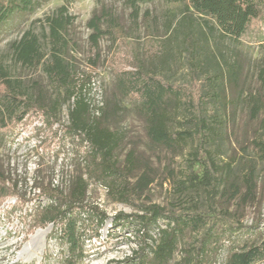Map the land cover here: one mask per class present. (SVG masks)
<instances>
[{"label": "trees", "instance_id": "16d2710c", "mask_svg": "<svg viewBox=\"0 0 264 264\" xmlns=\"http://www.w3.org/2000/svg\"><path fill=\"white\" fill-rule=\"evenodd\" d=\"M62 1L69 4L74 0ZM96 1L101 3L105 0ZM122 1L132 10L134 20L138 22L140 5L151 0ZM163 1L180 7L183 10L182 18L167 26L169 40L165 41L166 44L161 43L160 48L154 47L150 38L152 41H148L144 52L153 61L165 62L167 45L184 49L188 54L189 80L177 83L143 66L135 49L129 46L131 42L125 30L114 19H110V23L103 28L105 14H94L88 22L93 30L91 40L97 45L100 38L108 36L113 44L120 43L121 49L127 48L122 58L125 65L119 66L118 62L113 68L121 97L135 104L152 144L176 155L193 143L189 160L195 170L187 180L195 187H214L223 167L219 166L209 146L217 143L226 126L222 99L226 78L216 55L211 52L209 37L204 29L199 26L195 32L185 31L183 23L188 21L186 26L192 27L193 14L197 13L213 21L222 36L231 42L254 44L264 50V0ZM39 5L40 0H0V25L14 14L32 12ZM67 13L68 8L63 5L56 16L47 19L51 43L48 61L43 62L45 57L39 39L30 32L15 44L16 56L24 65L39 66L44 63L43 69L50 83L59 90L63 101L69 103L68 125L63 126L62 130L65 137L80 142V152L86 161L85 172L73 178L67 191L52 187V184L39 188L37 197L45 198L48 202L44 206H37L30 214L33 217L30 231L52 225L55 238L68 247L66 264H76L75 259L78 256L82 258L85 239L99 240L108 220L105 211L88 202L86 175L100 180L113 201L126 203L138 210L135 214L120 213L113 220L115 226L123 222L140 226L138 248L133 250L130 257L133 264H170L180 248L184 256L179 264H264L263 233L257 229L258 226H254L251 231H243L241 240L235 243L234 234L244 226L236 212L228 211L229 207L217 213L202 211L196 205L180 203L167 208L142 202V197L155 180L153 167L135 150L125 154L123 160L119 159L117 152L122 138L108 122L119 108H107L104 104L99 108V114L95 113V106H92L89 98L90 79L80 77L66 59L69 41L64 33L74 20ZM239 76V67L228 68V85L232 92L236 91ZM57 102L49 103L43 93L36 96L20 80L10 77L5 69H0V138L6 139L14 127L30 116H43L52 127L59 122L62 103L57 106ZM251 112L257 116L259 105L252 107ZM179 113L186 122L178 121ZM177 121L181 123L180 128L175 127ZM260 141L257 145L264 156V140ZM225 167L223 176L220 174L223 184L221 198L225 202L253 200L257 189L256 165L248 166L243 183L237 180L238 167L234 168L232 164ZM17 187L18 184L11 182V178L0 170V202L15 197L14 210L32 201L20 194ZM189 187L186 182L180 185V198L188 195L192 190ZM161 220L166 222L164 228L158 224ZM217 222H220L221 228L216 227ZM154 226L159 234L155 239L150 234ZM190 232L192 240L181 247L185 235ZM226 243L227 256L225 262L221 263L220 256Z\"/></svg>", "mask_w": 264, "mask_h": 264}, {"label": "rangeland", "instance_id": "374dc122", "mask_svg": "<svg viewBox=\"0 0 264 264\" xmlns=\"http://www.w3.org/2000/svg\"><path fill=\"white\" fill-rule=\"evenodd\" d=\"M63 5L68 8L67 14L74 17L64 33L69 41L66 59L80 77L90 79L89 98L92 106H95V113L104 104L107 108H119L108 121L122 138V145L117 152L119 159L123 160L125 154L135 150L148 159L153 167L155 180L142 197V202L167 208L180 203L196 205L202 211L217 213L229 207L228 211L236 212L244 226L234 234L235 243L241 240L243 231H251L254 226H258L257 229L264 235V156L257 145L260 140H264V50L254 44L231 42L222 36L213 21L197 13L193 14L192 27L186 26L188 21L183 23L185 31L195 32L199 26L204 29L209 37L211 52L216 55L226 78L225 95L222 96L226 126L217 143L209 146L212 155L223 170L227 164L238 167L236 173L240 183L245 182L243 177L248 166L256 165L257 189L254 199L225 202L220 196L223 188L220 174L223 170L214 187H195L187 180L195 170L189 160L193 143L180 154L174 155L150 142L145 123L137 113L135 104L123 99L116 87L113 68L118 62L119 66L125 65L122 58L127 48L121 49L120 43L113 44L108 36L100 38L97 45L93 44V30L88 26L94 14H105L103 28L110 23V19H114L125 30L131 42L129 46L135 49L143 66L160 72L171 81L183 83L189 80L188 54L184 49L167 45L164 63L161 60L153 61L144 52L150 38L153 39L151 43L154 47L160 48L161 43L166 44L165 41L169 40L167 26L178 22L183 10L163 0H151L140 5L139 19L135 22L132 10L122 0H105L101 3L96 0H74L69 4L62 0H40V5L34 11L16 13L0 25V69H5L10 77L20 80L36 96L43 93L49 103L58 100L57 106L62 104L59 122L52 127L45 117L30 116L14 127L6 139L0 138V170L11 178V182L18 184L20 194L32 200L23 207L19 205L16 210L13 209L17 202L15 197L0 202V264H66L68 258V247L55 238L52 225L30 231L33 218L30 214L37 206H44L48 202L45 198L37 197L40 187L52 184V187L67 191L73 178L85 172L86 161L80 152V142L64 136L62 127L68 125L69 103L63 101L59 90L50 83L43 69L44 63L39 66L24 65L15 51V44L30 32L39 39L45 57L43 62L48 61L51 43L47 19L56 16ZM233 66L240 68V76L236 91L232 92L228 85V68ZM256 104L260 112L253 116L251 111ZM177 119L186 122L181 113ZM178 121L175 123L176 128L181 127ZM84 178L89 184L88 202L105 211L108 220L99 240L85 239L82 258L78 256L76 264H133L130 257L133 250L138 248L140 226L127 222L115 226L113 220L120 213L135 214L138 210L126 203L113 201L100 180L86 175ZM184 182L192 190L180 198L178 188ZM158 224L162 228L166 226L163 220ZM216 227L221 228L220 222H217ZM45 230H49L46 235H37V232ZM150 234L154 239L158 238V228L152 227ZM191 240L190 232L185 235L181 247ZM149 243L152 244V241L149 240ZM227 248L226 243L220 256L221 263L226 260ZM183 256V249L180 248L170 264H179Z\"/></svg>", "mask_w": 264, "mask_h": 264}, {"label": "bare ground", "instance_id": "6f19581e", "mask_svg": "<svg viewBox=\"0 0 264 264\" xmlns=\"http://www.w3.org/2000/svg\"><path fill=\"white\" fill-rule=\"evenodd\" d=\"M48 231H49V230H45V231H39V232H37V235H39V234H44V235H46V234L48 233ZM37 235H36V236H34V238H36V237H37ZM36 241H37V240H36ZM34 243H35V242H34ZM34 243H33V244H34ZM31 244H32V242H31ZM31 244H30V245H31ZM37 244H38V243H37ZM38 245H39V244H38ZM36 246H37V245H36ZM25 248H26V247H25ZM35 249H36V248H35Z\"/></svg>", "mask_w": 264, "mask_h": 264}, {"label": "built area", "instance_id": "2783aa9c", "mask_svg": "<svg viewBox=\"0 0 264 264\" xmlns=\"http://www.w3.org/2000/svg\"><path fill=\"white\" fill-rule=\"evenodd\" d=\"M97 114H99V113L97 112Z\"/></svg>", "mask_w": 264, "mask_h": 264}]
</instances>
